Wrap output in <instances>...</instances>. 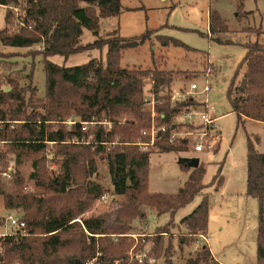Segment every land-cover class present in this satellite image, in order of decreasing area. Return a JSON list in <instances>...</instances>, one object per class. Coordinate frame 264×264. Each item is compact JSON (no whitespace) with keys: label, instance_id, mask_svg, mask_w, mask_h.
<instances>
[{"label":"trees","instance_id":"1","mask_svg":"<svg viewBox=\"0 0 264 264\" xmlns=\"http://www.w3.org/2000/svg\"><path fill=\"white\" fill-rule=\"evenodd\" d=\"M0 4L19 8V17L26 24L31 23V28L25 26L10 30L8 25H14L15 14L12 9H6V26L0 30V42L10 46L41 44L37 52L44 59L45 70V113H34L28 118L31 122L23 123L16 131L1 132L0 138L9 136L13 139L17 160L22 153L36 154L44 150L46 142H52L53 152L60 158L57 175L41 171L37 161H32L30 176L44 185L49 197L36 199L33 195L23 194L20 183L12 192L0 190L4 193L3 204L7 210L23 209L21 218L25 221L27 233L0 238V264H13L15 259L18 264H147L136 259L129 261L128 254H125L128 246L124 245L127 236L123 234L132 229L134 219L143 216L139 205L154 208L157 213H172L195 194L203 193L205 187L202 183L204 165L200 164L191 168L189 177L175 193L149 192L146 179L150 146L158 152L185 151L187 141H168L172 118L197 108L200 103L189 96L184 101L171 104L169 94L174 73L158 67L146 69L145 74L152 81L150 89L157 113L153 118L154 124L165 125L166 129L157 133L152 145L142 149L138 143L150 141L148 132L152 125L150 111L143 99L144 83L134 68L120 65V59L124 49L142 45L157 29H147L133 37H122L116 29L111 33L98 34L101 18L119 14L120 0H0ZM247 14L242 11L236 17ZM84 29L93 32L95 38L82 44L80 37ZM208 30L210 39L232 43V39L218 36L227 32L228 27L214 10L208 14ZM239 32L244 35L242 44L246 50L226 96L238 121L264 122V30L247 25ZM154 36L162 46L186 47L171 37ZM93 48H105L104 61L92 57L84 64L65 66L48 58L55 54L66 58ZM207 66L212 67L211 64ZM6 81L9 89H0V119H5V115L24 116L20 115L24 105L23 89L16 79L7 78ZM22 112L25 113L23 109ZM62 114L70 116L69 127L60 123L64 121ZM76 117L78 119H73ZM119 117L124 120H119ZM107 122L111 124L108 130ZM83 123L93 126L82 129ZM88 136L91 137L88 139ZM258 140L257 136H247L246 140V194L259 202L256 264H264V152L257 150ZM216 148L217 143L213 150ZM96 155L105 160L112 192L125 197L121 208L103 213L101 217L103 232L116 234L115 239L119 241L115 243L105 234L96 238L86 236L78 221H73L104 191L101 183L91 179L96 172ZM222 181L219 170L206 187L210 184L217 190ZM75 191L77 195L73 196ZM207 197V193H203L200 203L181 219L187 233L178 241L179 246L186 242L187 236L190 240L195 238V234L197 238L205 233L209 210ZM165 226L157 228L152 238L157 258L162 255L163 264H221L205 245L196 247L181 262L174 261L169 243H163L162 233L165 231L161 229ZM112 245L114 249L110 251Z\"/></svg>","mask_w":264,"mask_h":264},{"label":"rangeland","instance_id":"2","mask_svg":"<svg viewBox=\"0 0 264 264\" xmlns=\"http://www.w3.org/2000/svg\"><path fill=\"white\" fill-rule=\"evenodd\" d=\"M120 4L118 15L100 19L98 34L111 33L116 29L122 37H133L139 36L147 29H157V32L142 45L124 49L120 59V65L134 68L135 72L143 77L144 98L147 101L145 107L151 106L149 100L152 97L151 84L148 83L145 70L155 67L171 70L174 75L170 92L187 90L189 85L194 83L197 87L191 91L190 96L200 103L197 111L204 112L208 118L213 119L216 126L210 132L215 136L209 137L206 141V144L211 142L214 144L211 148L206 147V150L194 151L191 140L185 151L158 152L156 148L150 146L146 179L149 192L173 194L187 180L192 170L181 166L178 158L198 157L200 164L204 165L202 183L205 187L202 191L208 196L209 210L204 233L208 240H199L195 234V238L189 240L187 236L186 242L182 246L178 245L180 238L187 233L180 221L200 203L203 193L195 194L190 201L172 213L170 211L157 213L154 208L140 204L138 209L143 212V216L134 219L131 223L132 229L123 234L127 236L124 245L128 246L125 250L128 260H135V254L148 250L146 259L151 257L154 259L153 264H163V256L157 258L152 238L157 228L166 225L161 229L165 231L162 233L163 243H169L172 258L176 262H181L183 258L189 256L196 247L205 245L221 264H256L259 202L257 198L246 194V140L247 136H257L259 140L256 148L259 152H264V122L251 119L238 121L237 114L231 111L226 92L246 50L242 44L244 35L239 30L247 25L258 26L264 30V0H120ZM6 9L0 6V30L6 26L4 19ZM212 10L219 14L228 27L227 32L218 36L232 39V43H219L209 38L208 14ZM242 11L248 14L237 18L236 15ZM8 26L12 31L17 30L12 24ZM155 34L176 39L187 48L173 44L162 46L155 38ZM80 38L84 44L92 41L95 35L84 29ZM39 48L41 44L10 46L0 42V89L3 91L9 89L7 78L16 79L23 89L24 105L21 107L20 115H25L4 117L13 121L12 131H16L25 122H31L28 118L34 113H45L44 59L41 53L37 52ZM92 57L104 61L105 48L77 52L66 58L58 54L48 58L56 64L72 66L84 64ZM208 64L212 67L208 68ZM205 85L209 87L206 92ZM2 108L5 109L6 106ZM12 111L13 108L10 112ZM62 115L64 121L60 123L69 127L70 116ZM121 119L119 117V120ZM123 120L124 118L121 121ZM183 121L181 114L172 118L175 132L180 133L178 135H182L187 128ZM83 124L85 129L93 126L91 123ZM110 125L107 122V130ZM89 137L91 136H88V139ZM4 139L7 143L0 145V190L12 192L20 183L19 188L23 194L33 195L36 199H43L46 195L49 197L50 193L46 194L44 185L39 184L30 175L34 160L41 171L54 175L60 172V158L54 154L52 142H46V148L36 154L22 153L17 160V148L12 144L13 139L9 136ZM216 143L217 148L213 150ZM94 162L96 172L91 179L103 185L104 191L101 196H105V199L99 197L91 201L73 221H78L80 229L86 236L92 235L96 238L105 234L115 243L119 241L115 239L116 234L113 236L114 234L103 232L101 217L103 213L121 208L125 203V197L112 192L108 169L102 156H94ZM219 170L223 177L221 186L217 190L210 184L206 187ZM76 195L77 191L73 196ZM3 196L4 193L0 192L2 219L11 212L4 207ZM12 212L23 215L22 208H15ZM262 215L264 218V201ZM8 228L6 226V229ZM4 229V224L0 223V232ZM112 246L110 251L114 249V245ZM14 261L13 264H18L17 259Z\"/></svg>","mask_w":264,"mask_h":264},{"label":"built area","instance_id":"3","mask_svg":"<svg viewBox=\"0 0 264 264\" xmlns=\"http://www.w3.org/2000/svg\"><path fill=\"white\" fill-rule=\"evenodd\" d=\"M0 6H4L7 9L10 8L14 11V14H15L14 26L16 27V29H19V28L25 27V26L31 28L30 22H28L29 24H26L24 22V20H22L19 17V11H20L19 8H14V7L12 8L11 6L2 5V4H0ZM138 78L143 81V77H141V74L138 75ZM148 83L152 84V81L148 80ZM196 87L197 86L194 83H191L189 85V89H187V90L186 89H180L176 93L170 92L169 102L171 104H174L177 102L184 101L185 99H187L190 96V94H192L191 91L193 89H196ZM208 90H209V87L205 85L204 91L206 92ZM143 99H144V103L147 102L145 100V98H143ZM149 101H150L149 105H151V106L147 107V108L150 111V115L152 118V125L150 127L149 132H148V134L150 135V141L147 143H138L142 147V149H146L149 145H152L157 133L159 131H164L166 129L165 125L155 126L153 118L155 117V115H157V113L154 109L153 95ZM180 114L184 119L183 123H185L186 126L189 125V127L187 126L186 130L181 133L182 135H178L180 133L175 132V123L172 122L171 132H170V135L168 137V141L174 142L176 140H180V141L183 140V141H187L189 143L191 140V146H192V149L194 151L206 150V147L211 148L213 146L214 142L206 144V141H207V139H209V137L215 136L214 134L210 133L216 127L214 122H213V119L208 118L204 112H198L197 108H191L190 110L183 111V112L179 113L178 115H180ZM13 124H14L13 121L6 120V119H0V133L13 129L14 128ZM84 128L85 127H82V129H84ZM5 143H7V140L0 138V145L5 144ZM3 174L6 175V173H3ZM8 176H10V173ZM100 199L104 200L105 196L102 195L100 197ZM0 223H3L4 227H5V229L0 232V238L5 237V236L10 237L13 235L14 236L15 235L24 236L27 234L26 233V224H25V221L21 218V213L16 215L14 212L11 211L10 213L7 214V216L5 218H3V219L0 218ZM6 226L9 228L6 229ZM197 239L207 241L208 237H206L204 234H199L197 236ZM147 255H148V250H145L143 253L141 252V253L135 254L134 257L136 258V260L139 263L147 262V264H153L154 259L151 257L146 259ZM90 263L91 262H89L88 264H90Z\"/></svg>","mask_w":264,"mask_h":264},{"label":"water","instance_id":"4","mask_svg":"<svg viewBox=\"0 0 264 264\" xmlns=\"http://www.w3.org/2000/svg\"><path fill=\"white\" fill-rule=\"evenodd\" d=\"M178 163L182 164L188 168H197L200 164V160L198 157H179Z\"/></svg>","mask_w":264,"mask_h":264}]
</instances>
